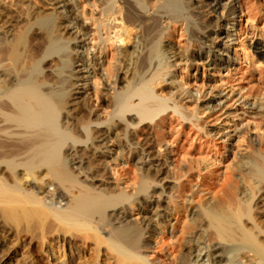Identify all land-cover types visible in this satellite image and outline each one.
I'll return each mask as SVG.
<instances>
[{"label":"bare ground","instance_id":"bare-ground-1","mask_svg":"<svg viewBox=\"0 0 264 264\" xmlns=\"http://www.w3.org/2000/svg\"><path fill=\"white\" fill-rule=\"evenodd\" d=\"M19 1L0 0V264L20 262L24 237L49 264H88L86 249L93 264H152L170 205L184 211L189 184L175 181L197 177V192H213L200 188L219 175L214 152L229 171L205 203L185 201L177 222L193 232L176 263L235 264L238 252L264 264V23L252 16L264 2L95 0L80 11L74 0ZM66 2L79 15L60 11ZM85 22L96 27L88 52L111 56L95 88L82 85L101 66L84 55ZM219 61L225 86L190 88ZM111 89L105 117L96 108Z\"/></svg>","mask_w":264,"mask_h":264},{"label":"rangeland","instance_id":"rangeland-1","mask_svg":"<svg viewBox=\"0 0 264 264\" xmlns=\"http://www.w3.org/2000/svg\"><path fill=\"white\" fill-rule=\"evenodd\" d=\"M12 1L18 2L19 0H12ZM23 1L25 2V0H22V1H19V3L21 2L23 4ZM30 1H31L30 3L36 7H38V4L41 5V6H39L41 9H43V7L45 9L50 8V6L48 4L49 2L46 0H30ZM74 1L76 4L79 5V8H82V9H80V11L83 10V5H86L88 2H93V1L95 2V0H74ZM97 1H99V0H97ZM260 1L262 3L264 2L263 0H260ZM75 3L66 2L65 4L64 3L61 4L60 11L64 10L65 13H67L71 10V12H72L71 15L73 16V18H75V16L79 15V13L77 11L78 8H74L76 6ZM74 9H75V11H74ZM88 10H89V8H88ZM255 12L256 11L253 12L252 16L258 17L261 21V25H263L264 16L262 14L260 15L258 10H257L258 13L257 12L255 13ZM84 29H87V30H84V32H82V35L86 31L85 34H87V36L85 37V39L87 41L86 43H87V48H88L87 51H85L86 49H84V52H85L84 55L89 60H91L93 57L95 58V56H96V59H98V61H100L101 66H99L97 68L95 67V71H94V68L89 69L88 71H85L83 73V75H85L84 77H85L86 82H83L82 85L87 86V87L93 86L92 88H95L97 86L95 82H98V77L96 76L95 72H99V70L101 69L100 67H102V69H103V64H105L106 62H109L111 60V56L107 55V57L103 59V56H99L97 54V51L95 52L94 50H91L90 51L91 53H89L88 50L90 49V47L95 46V44L97 43L96 40L93 41V39H95L96 27L93 26L91 24V22H85L84 23ZM101 37L103 39L104 38L106 39V35H104L103 32H101ZM218 57H220V54L215 55V59H220ZM208 62H210V60ZM220 64H221V62L219 61L217 63V66L213 64L211 66H208L206 69H203L201 67L199 72H198V79H195V80H194V78L190 79V86H192L190 88H193L194 90H199L201 88V85H202V82L200 80L203 78L207 82V87H206L205 91L211 86L212 87H214V86H225V83H226L225 78H227V71H225L222 67H220ZM204 72H206L205 75H204ZM196 73H197L196 71H193L192 75H195ZM189 76H191V73ZM179 77L181 78L182 76H179ZM99 89L102 90L101 87ZM116 89H118V87H116ZM235 89H236V91L238 90L237 87ZM113 93H114V91L112 89L109 90L107 93L108 95H106V96L104 95L99 102V104L100 105L102 104V105L101 106L99 105V107L96 108L97 112L102 114V116L106 117V115L112 111L110 108V105H109V101H110V97H112ZM200 118L205 120L208 118V115L203 114V115H201ZM185 127H186V129H185L186 132L191 130V126L189 124L186 123ZM140 134L141 133H139L136 136V138H135L136 142L137 141L139 142V140L141 141L143 139L142 136H139ZM137 137L139 139H137ZM205 140L206 139H203L200 143H204ZM220 144H222V143L219 142V145ZM207 151L208 150L206 149L205 152H207ZM245 153L246 152L244 151L242 154H245ZM213 155H215L214 159L216 158V156H218V159H219L218 161H216L217 166H218L217 168L219 170V172H218L219 175L216 179H213V180L208 179L206 185L202 186L200 188V190H202V191L203 190L204 191L209 190V192L213 191L215 194L218 191V189L221 187V182L224 179L225 173H227L229 171V169H227V163H224V160H222V157L219 158V154L217 152H214ZM219 161H220V163H219ZM221 161L223 163H221ZM127 164L128 163H124L122 165V167L129 168L133 173H136L135 167H132L133 165L131 163L128 165ZM206 173H207V170L204 169L203 174H206ZM130 183L132 184V182H130ZM181 183L189 184L188 189L185 192L186 193L185 196H181L180 198L178 197V199H177L178 204H180V207L182 209H184V211L179 216L176 213L174 206L170 205L171 210L169 212V217H170V221H172L171 224H172L173 228H172V230L171 229L166 230V232H169V233H165V234L156 236V238H154L155 242H154V240L152 241L154 243L152 244V249H151L150 253L148 254V256L151 257L150 262L152 261L151 262L152 264H177L176 262H178L182 256L186 255V253H188V248H187V247H189L188 246L189 245V243H188L189 238L188 237H190L191 233L193 232V229L187 228L186 230L189 229L188 231L182 230L183 228H181V227L183 224H179V221L177 222L178 218H179L178 220H181V222H183V221L185 223L187 222L186 217H187L188 212L186 211V202L185 201H187L188 199H194L195 205L199 206V204L205 203L206 202L205 200H207L208 198L210 199V197L211 198L213 197V192H211L209 194H206L203 192L202 193L197 192L198 189L195 187V185L198 183L197 177H195L194 180L188 179V177H184V178H181L180 181H175L176 185L175 184L174 185H175L176 189H178L177 187L180 188ZM209 185H210V187H209ZM209 188L211 189V191ZM193 191L197 194V195L195 194L194 197L192 196ZM205 195H207V196L204 197ZM196 201H197V203H196ZM155 208L157 209V207H154V208H152V210H156ZM187 224H189V223H187ZM162 228H163V226H161V229ZM181 230L185 231L184 232L185 234L182 233V235H181V232H182ZM171 231H173V234H171L172 233ZM30 239L31 238L24 237L23 241L20 243L19 249H20L21 253H23L22 255H24V257L23 256L20 257L21 259L18 258L17 262L18 261H20V262L19 263L16 262V263L17 264H24V263H28V264H49L47 257L44 255V247L42 245H40L39 243H36V241H33L32 239L30 240ZM14 243L15 244L17 243L16 238L15 237L13 238V236H12V238H10L9 241H5L2 244V247L4 250H6V249L8 250L9 248H11L13 246ZM75 243L76 242H74L73 244L75 245V248L78 251L79 250L81 251L82 249H84V247L81 246L82 243H79V242H77L76 244ZM30 251L33 254V260L28 255V253H30ZM84 251H85V253H84L85 262H87L88 264H91V263L93 264L94 258H92V257L90 258V253L87 252V249ZM25 256H26V258H25ZM229 256H230V259H232V261L235 264L236 263L241 264V262H240L241 256L238 252H231L229 254ZM27 257H28V259H27ZM105 258H107V259H105ZM108 258H109L108 256H105L104 258H102V261L105 260L104 263L105 262L108 263L109 262V261H107V260H109Z\"/></svg>","mask_w":264,"mask_h":264}]
</instances>
